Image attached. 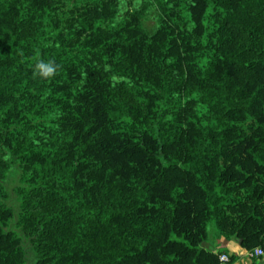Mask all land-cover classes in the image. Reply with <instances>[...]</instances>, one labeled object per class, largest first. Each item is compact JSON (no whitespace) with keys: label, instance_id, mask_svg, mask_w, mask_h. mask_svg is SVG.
I'll list each match as a JSON object with an SVG mask.
<instances>
[{"label":"trees","instance_id":"obj_1","mask_svg":"<svg viewBox=\"0 0 264 264\" xmlns=\"http://www.w3.org/2000/svg\"><path fill=\"white\" fill-rule=\"evenodd\" d=\"M211 220L264 249V0H0V264H221Z\"/></svg>","mask_w":264,"mask_h":264},{"label":"rangeland","instance_id":"obj_2","mask_svg":"<svg viewBox=\"0 0 264 264\" xmlns=\"http://www.w3.org/2000/svg\"><path fill=\"white\" fill-rule=\"evenodd\" d=\"M152 2H155V0H151ZM125 10V1H121V7H120V13L117 17V20H120L122 17V13ZM144 25L147 28L148 31H150L151 33L155 32L158 26V11L157 8L152 6L149 10V13L144 21ZM20 170L18 169V167H14L12 169V172L9 176L8 182H7V187H8V191L11 195V201L12 204L16 203L17 200V193H16V188L18 186L21 185V181H20ZM208 236L207 239L205 240V242L203 243V247H205L208 250H214V251H218L221 248V245L219 243V234H218V230L216 228L215 222L214 220H211L208 223ZM225 239H237L235 237L232 238H225ZM264 251V249H263ZM255 263L256 264H264V256L262 258H257L255 259ZM29 264H34V256L33 254H30V263Z\"/></svg>","mask_w":264,"mask_h":264},{"label":"crops","instance_id":"obj_3","mask_svg":"<svg viewBox=\"0 0 264 264\" xmlns=\"http://www.w3.org/2000/svg\"><path fill=\"white\" fill-rule=\"evenodd\" d=\"M218 241L221 245L220 250L225 251L229 255H236L238 257L235 262L228 264H256L255 259H249L246 256L247 250L241 247L240 241L238 239L227 240L225 238H220Z\"/></svg>","mask_w":264,"mask_h":264},{"label":"clouds","instance_id":"obj_4","mask_svg":"<svg viewBox=\"0 0 264 264\" xmlns=\"http://www.w3.org/2000/svg\"><path fill=\"white\" fill-rule=\"evenodd\" d=\"M60 65L54 60L37 59L34 65V74L43 79H51L58 72Z\"/></svg>","mask_w":264,"mask_h":264},{"label":"built area","instance_id":"obj_5","mask_svg":"<svg viewBox=\"0 0 264 264\" xmlns=\"http://www.w3.org/2000/svg\"><path fill=\"white\" fill-rule=\"evenodd\" d=\"M246 256L249 259L261 258L264 256V251L261 247H258V248H255L254 250L247 251ZM220 262H221V264L231 263V256L229 254H226V253L222 254L220 256Z\"/></svg>","mask_w":264,"mask_h":264}]
</instances>
